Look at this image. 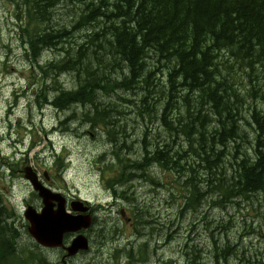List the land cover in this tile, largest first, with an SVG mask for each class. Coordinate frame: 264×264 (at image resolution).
I'll list each match as a JSON object with an SVG mask.
<instances>
[{
  "label": "trees",
  "instance_id": "16d2710c",
  "mask_svg": "<svg viewBox=\"0 0 264 264\" xmlns=\"http://www.w3.org/2000/svg\"><path fill=\"white\" fill-rule=\"evenodd\" d=\"M38 1L29 43L37 54L49 45L61 56L46 73L55 108L74 112L65 129L79 116L120 166H132L134 156L143 159L137 167L175 172L189 200L207 191L220 204L252 193L264 199V0ZM64 5L76 6L73 18L63 15L48 32L44 21ZM62 74L72 87L60 85ZM2 200L0 264H33L16 249ZM229 243L206 264H241ZM188 254L190 264L205 260ZM257 258L264 264V254Z\"/></svg>",
  "mask_w": 264,
  "mask_h": 264
},
{
  "label": "rangeland",
  "instance_id": "374dc122",
  "mask_svg": "<svg viewBox=\"0 0 264 264\" xmlns=\"http://www.w3.org/2000/svg\"><path fill=\"white\" fill-rule=\"evenodd\" d=\"M64 7L57 11L55 16L52 15L53 23L62 21L63 15L65 18L67 17V20L72 19L69 15L74 12L72 13L71 9ZM19 23L16 5L11 4L8 0H0V88L2 91V97H0V196L6 199V203H9L11 205L9 206L15 209L16 213H21L24 197L28 198L33 191L29 181L24 176L23 170L27 167L36 169L43 182L47 181L44 177V174L47 173L49 184L60 187L69 194L80 193V195L93 200L95 204L103 205L105 208L103 210L109 212L104 217L99 215L98 223L90 233L94 239L92 250L75 259L74 263H89L93 259L106 262L108 257L114 264L118 260L122 263V261H126V256L120 254L116 257V249H122L126 246L127 240L124 232L119 236L112 233L114 224H117L120 229L124 227L118 217L120 207L112 206L115 202L102 187V175L99 169L105 165L106 161V159L99 158V155L107 148L105 138L96 136L98 139H95V136H92L87 130V124L83 123L79 116L71 120L72 124L69 128L72 129L71 131L56 133L51 131L54 125L60 127L59 122L71 116L72 111L61 112L51 105L41 108L38 104L33 103L37 97V92L46 85V81L39 67H34L31 58L27 55L28 51L21 39L22 30ZM82 32H78L74 39L78 44H80L78 41L86 31ZM49 56L55 57L51 59L61 57H56L58 56L56 50H45L42 60L45 61ZM23 77L24 79H21ZM67 77L69 76L62 74L59 78V83L64 87L71 86ZM32 81L35 82V85L31 84ZM28 84L31 86V96L21 100L17 106L14 91L20 90V86H27ZM47 85L50 87L47 91L48 97H50L51 92L52 94L55 93L52 81H47ZM10 104H15V106L9 108ZM80 111L83 112V109ZM80 111H77L76 115ZM23 125H28L31 128L26 136ZM24 138L26 139L24 140ZM19 141L23 143L18 147L15 143ZM34 141L35 144L31 147L30 144ZM62 150L67 151L66 160L69 162L66 174H60V167L57 164V158ZM113 170L115 167L110 169V171ZM167 179L172 181L174 178L168 175ZM138 185L137 194L130 195L127 200L121 199L116 204L136 205L139 203L141 205L138 209L142 208L144 218H158L160 224H163L160 229L159 223H156V231L154 230L155 238L161 237V242L155 241L154 243L159 246L158 252H151L149 262L145 264H159L160 261L162 262L160 260L161 254L166 256L163 261L165 263L168 258L177 257L178 251L181 249L180 243L183 240V235H188L190 221L196 216L186 215L184 218L188 219L184 224H180L181 230L176 235V240L164 246L162 242L164 237L176 226L171 225V218L167 215L170 211H166L167 199L165 197L169 198L170 205L175 206L174 212L177 211V205H181L182 200L180 198L174 201L173 198L168 197L164 185L154 184L151 181ZM170 186L172 188L169 192H172L175 182H170ZM177 188L178 184L175 186V189ZM13 200H16V203H13ZM244 206V204L242 206H213L208 219L215 220L216 218L217 221L225 219L224 223L228 222L227 218L233 219V223H229L230 226L232 225L229 231L233 234V239L237 240L242 234H247L241 218H249L250 220L258 218L253 215L249 216ZM157 212H160V215H157ZM111 220L114 222L111 223ZM133 222L135 223L134 219ZM212 223L213 221H211ZM249 224L251 225L252 222ZM203 225L204 229L197 230L198 233H204L209 229L208 222ZM141 228L144 233L148 234L154 229L152 226H142ZM220 232L218 229L216 236L218 248L227 242L219 236ZM96 233H101V235L96 238L94 236ZM259 235L262 240L261 234ZM25 238L26 241H29L28 236ZM246 239L248 240V237ZM229 241L232 247L234 240ZM253 242L256 245L259 244L257 238ZM202 244L205 245L204 242ZM243 249L239 252V258L243 259L241 264H258L256 263L257 257L264 254V249L257 250V253L254 252L253 254L244 253Z\"/></svg>",
  "mask_w": 264,
  "mask_h": 264
},
{
  "label": "water",
  "instance_id": "95a60500",
  "mask_svg": "<svg viewBox=\"0 0 264 264\" xmlns=\"http://www.w3.org/2000/svg\"><path fill=\"white\" fill-rule=\"evenodd\" d=\"M34 184L35 188L40 191L43 197L44 207L41 213L29 208L26 211V217L30 220L32 226L31 233L37 237L38 241L47 246H59L63 244V237L66 232H74L89 226L88 218L83 215H73L66 211L65 201H58L56 204L52 201L56 200L60 194L53 193L50 189L44 187L34 174L26 175ZM73 210H85L77 203L72 204ZM88 239L83 235L76 237L72 244L68 247L69 254H75L80 249H88Z\"/></svg>",
  "mask_w": 264,
  "mask_h": 264
},
{
  "label": "flooded vegetation",
  "instance_id": "af4514ba",
  "mask_svg": "<svg viewBox=\"0 0 264 264\" xmlns=\"http://www.w3.org/2000/svg\"><path fill=\"white\" fill-rule=\"evenodd\" d=\"M55 189H56V188H55ZM35 194H36V195H35ZM35 194H32V197H31L30 202H28V200L25 199V202H26V205H27V206H29V205H34V206L39 207V206L41 205V199H40L38 193H35ZM71 201H72V199L69 198V199H68V203H71ZM81 253H82V252H81ZM81 253H79V254H81ZM79 254H78V255H79ZM62 257H63V259H65V255H63ZM65 260H66V259H65Z\"/></svg>",
  "mask_w": 264,
  "mask_h": 264
},
{
  "label": "bare ground",
  "instance_id": "6f19581e",
  "mask_svg": "<svg viewBox=\"0 0 264 264\" xmlns=\"http://www.w3.org/2000/svg\"><path fill=\"white\" fill-rule=\"evenodd\" d=\"M38 2H39V1H38ZM44 2H45V4H47V3L49 2L48 7L51 6L49 0H44ZM39 3H42V2H39ZM42 4H43V3H42ZM64 6H65V5H64ZM66 6H67V5H66ZM61 8H62V7H61ZM72 13H73V12H72ZM66 15H67V14H66ZM74 16H75V15H74ZM72 18H73V16H72ZM95 28H96V27H95ZM60 44H61V43H60ZM156 123H157V122H156ZM226 127H227V126H226ZM220 128H221V127H220ZM215 192H216V191H215ZM213 193H214V192H213ZM217 207H218V206H217ZM211 221H214V220H211V219H208V220H207V219H206V220L203 221V222H204V223H207V222H208V225H207V226H208V228H211V226H210V225H211ZM203 222L200 224V226L198 227V229H201V230L204 229V225H203L204 223H203ZM221 228H222V227H221ZM198 229H197V230H198ZM11 230H12V229H11ZM101 231H102V230H101ZM246 238H247V236H246ZM14 240H15V239H14Z\"/></svg>",
  "mask_w": 264,
  "mask_h": 264
}]
</instances>
